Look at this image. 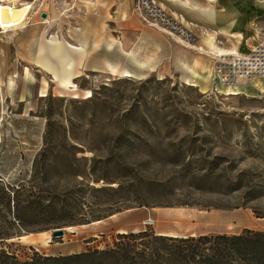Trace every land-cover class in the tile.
<instances>
[{"label":"rangeland","instance_id":"rangeland-1","mask_svg":"<svg viewBox=\"0 0 264 264\" xmlns=\"http://www.w3.org/2000/svg\"><path fill=\"white\" fill-rule=\"evenodd\" d=\"M162 1L0 2V28L11 24L6 7L31 6L25 28L27 21L0 33V80L13 79L17 95H26V83L34 90L16 103L4 86L10 101L3 98L0 109V250L20 262L100 264L98 256L38 257L63 245L112 248L125 233L114 228L146 211L155 213L146 228L155 236L264 230V88L253 85L264 77L236 83L245 87L237 95L227 87L212 92V82L211 89L185 84L171 48L162 53L160 39L145 32L187 52L195 51L188 46L199 34ZM146 12L155 19L145 20ZM261 14L252 27L255 46L264 44ZM184 32L191 40L181 39ZM53 35L76 59L69 45L85 50L75 60L76 95L59 96L51 74L36 63ZM148 62L153 66L142 67ZM143 220L134 232L144 231ZM56 229L64 236L51 239Z\"/></svg>","mask_w":264,"mask_h":264},{"label":"crops","instance_id":"crops-1","mask_svg":"<svg viewBox=\"0 0 264 264\" xmlns=\"http://www.w3.org/2000/svg\"><path fill=\"white\" fill-rule=\"evenodd\" d=\"M8 1L9 3H12L15 0ZM163 1L162 5L171 4V8L174 10V13H177L186 19L187 22H189V25H192L197 34H199L196 46H188L195 51L187 52L185 49H177L174 51V47L176 46L172 45L173 43L168 41L163 35L149 30L145 33H153L156 37L155 39H160V48L162 49V53L164 48H171L173 64H175L177 68L183 72L181 78L187 85L198 86V88H203L202 85H210L213 80L214 56L246 54L257 44L252 27L254 23H256L255 21L262 16L261 13L264 9V1L188 0L187 3H184L183 0ZM8 15H10V13H8ZM29 20L30 19H28L25 26H21V28H14L10 26L2 27L1 29H3V32L0 33L7 34L8 31L25 28L30 22ZM46 41L48 45L47 47L41 46L39 48V57L36 60V63L42 69L51 74L52 80L56 82L57 87L60 89L59 96H63L67 92L74 93L76 95L78 93V87L74 83L73 79L78 77V69L81 64H75V60L82 61L85 54L84 48L69 45L72 47L73 51L67 46L71 52L76 53L78 56L76 59L70 52H68L67 49L61 47V42L55 35L51 36L50 39L47 38ZM148 65L149 66L143 64L142 67H148L147 69H149L153 66L152 63H149ZM26 78L28 81H33V78L28 74L26 75ZM26 84L27 86L24 89V93L26 95L21 96L14 93L15 83L13 79L9 78L6 81L0 80V109L3 98L10 101V96H3L2 88L4 86L7 87L9 95H13L14 102L25 103L34 93L32 85H29L30 83ZM253 85L258 89L261 86L264 88V84H261L259 81H254ZM45 87L46 84L44 83V88ZM208 88L211 89V85L204 89ZM235 90H237L236 92H239V94H242L245 92V87L240 85L227 87V91L230 94H232ZM21 93L23 92L21 91ZM85 95L88 98L91 96V93L86 92ZM41 96H45V94H41ZM154 214L155 213H152V211H146L143 212V215L141 214L142 217L136 215L137 218L134 217L135 215L131 214V217H126L123 224L116 226L114 230H119L120 233L121 231L125 233L131 230L136 231L137 229H134V227L137 223L145 218L153 217ZM155 216H157V214ZM111 217H114V215ZM135 219L136 221H134ZM100 223L101 221H96L90 225ZM252 223L255 224L256 221H253ZM243 229L255 231L261 230L252 229L249 226H245ZM260 232H264V230H261ZM156 234L166 235L161 231ZM84 251L85 245H63L62 247L57 248L54 252L52 251L50 256H65L78 254Z\"/></svg>","mask_w":264,"mask_h":264},{"label":"trees","instance_id":"trees-1","mask_svg":"<svg viewBox=\"0 0 264 264\" xmlns=\"http://www.w3.org/2000/svg\"><path fill=\"white\" fill-rule=\"evenodd\" d=\"M95 256L101 258L100 264H264V232L245 229L237 235L173 238L155 236L146 230L128 231L119 235L118 242L109 249H87L78 254L38 258L45 261H92ZM34 263L33 259L20 262L0 250V264Z\"/></svg>","mask_w":264,"mask_h":264},{"label":"built area","instance_id":"built-area-1","mask_svg":"<svg viewBox=\"0 0 264 264\" xmlns=\"http://www.w3.org/2000/svg\"><path fill=\"white\" fill-rule=\"evenodd\" d=\"M148 14L147 12L145 13V20L155 19L154 15V17L151 18L152 15L149 16ZM156 15H158V13ZM150 25L156 26L153 23ZM180 36H182L181 39L191 40V32H184ZM261 76H264V44L254 46L246 54H237L235 56H214L211 91L218 92V87H228L236 83H249L254 78ZM153 223L154 221L149 217L144 219L141 222L143 230L152 226Z\"/></svg>","mask_w":264,"mask_h":264},{"label":"bare ground","instance_id":"bare-ground-1","mask_svg":"<svg viewBox=\"0 0 264 264\" xmlns=\"http://www.w3.org/2000/svg\"><path fill=\"white\" fill-rule=\"evenodd\" d=\"M0 2L3 3V2H5V0H0ZM3 8H5V7L3 6V4L0 3V10L3 9ZM6 8L10 9L11 14H12V20H11L10 27L17 28V27H19L21 25H24V23L27 21L28 14L30 12L31 6H28L26 8V7H23L21 5V7L9 6V7H6ZM0 14H2V13L0 12ZM1 30H3V29H1ZM228 56H235V55H228ZM261 77H264V76H261ZM233 85H235V84H233ZM230 86H232V85H230ZM236 91L237 90H235L232 94L233 95L239 94V92H236Z\"/></svg>","mask_w":264,"mask_h":264},{"label":"water","instance_id":"water-1","mask_svg":"<svg viewBox=\"0 0 264 264\" xmlns=\"http://www.w3.org/2000/svg\"><path fill=\"white\" fill-rule=\"evenodd\" d=\"M45 15L42 14V18H44ZM64 236V229H56L51 231V239H57ZM1 247V246H0Z\"/></svg>","mask_w":264,"mask_h":264}]
</instances>
